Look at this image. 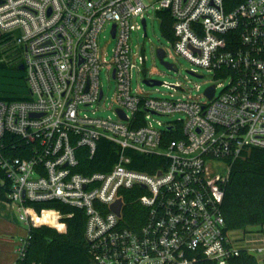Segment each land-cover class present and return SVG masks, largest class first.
<instances>
[{
	"label": "built area",
	"instance_id": "obj_1",
	"mask_svg": "<svg viewBox=\"0 0 264 264\" xmlns=\"http://www.w3.org/2000/svg\"><path fill=\"white\" fill-rule=\"evenodd\" d=\"M160 11L172 19L171 48H157V59L162 50L168 70L178 71L175 58H183L228 78L226 84L201 93L188 76L204 75L192 68L185 83L154 85L168 95L132 89L133 73L146 72L144 55L129 45L130 32L142 29L137 18L148 14L143 0H0V39L21 49L27 87L0 98L8 202L27 230L38 221L28 204L57 201L82 210L93 264H230L245 248L226 230L224 186L236 159L264 150V0H159L153 13L161 23ZM107 25L114 40L109 61L97 41ZM102 70L114 82L113 117L96 115L105 99ZM175 114L181 117L158 119ZM101 139L115 149L111 167L77 171ZM138 156L154 157L152 172L130 167ZM215 163L221 165L210 171ZM118 200L117 214L111 206Z\"/></svg>",
	"mask_w": 264,
	"mask_h": 264
},
{
	"label": "trees",
	"instance_id": "obj_2",
	"mask_svg": "<svg viewBox=\"0 0 264 264\" xmlns=\"http://www.w3.org/2000/svg\"><path fill=\"white\" fill-rule=\"evenodd\" d=\"M162 19L161 28L164 35L171 39L172 19L167 11L158 12ZM3 42L2 40H0ZM8 137V136H7ZM79 152H84L83 149ZM18 155V152H12ZM113 145L101 139L92 159L82 157L77 171L87 174L92 171H106L115 160ZM154 157L138 156L130 167L152 172L156 166L149 163ZM9 184L0 169V200L8 201ZM128 201V199H127ZM139 210V205H130ZM36 226L28 230L27 245L18 264H93L84 238L85 215L82 210L57 201L31 203ZM45 211H54L58 217L46 219ZM222 212L226 230L246 231L248 226H264V150L252 149L244 158L236 159L229 170L228 180L224 186ZM195 264H212L198 259ZM230 264H259L255 256L247 250L230 260Z\"/></svg>",
	"mask_w": 264,
	"mask_h": 264
},
{
	"label": "rangeland",
	"instance_id": "obj_3",
	"mask_svg": "<svg viewBox=\"0 0 264 264\" xmlns=\"http://www.w3.org/2000/svg\"><path fill=\"white\" fill-rule=\"evenodd\" d=\"M159 0H143V3L148 7V14H145L146 20V36H144L143 29L137 31H131L129 35V45L132 54L139 53V55H144L145 57V74L143 72H134L131 78L132 89L138 88L145 93L152 96H161V93L168 95L169 90L163 86H147L143 79L151 78L160 82H165L167 84H174L176 82L185 83V76L188 75L189 70L192 68L197 69V73L204 75L203 79H197L192 76H188L193 83H198L201 85V93L203 89L210 85L221 82L226 84L228 78H215L212 73H207L204 69H199L194 67L190 62L183 58H175V64L178 71L168 70L163 64L159 62L156 57V49L159 47L164 48L167 52L171 48L168 38L164 35L161 23L156 18V14L153 10L157 8ZM139 24H141L140 18H137ZM110 25H107L98 36V48L103 54L106 61H109L111 55V49L114 47V40L110 38ZM1 40V39H0ZM21 49L13 44H6L5 41H0V98L4 97H18L27 92V87L24 81V74L22 71L18 70L19 60L21 59ZM169 55L166 56V60ZM100 82L104 90V102L98 110H96V115L98 117H113L110 104L112 103L113 93H114V82L109 80L106 75V71L102 70L100 73ZM188 87L193 88L192 84H188ZM200 93L195 90L192 91V95H199ZM89 112V111H87ZM181 117L179 114L168 117H159L161 121H167L168 119H176ZM221 164H209V170L215 171V166H220ZM225 174V172H224ZM228 177V176H227ZM0 217L3 219L2 224L10 226H18L21 231L10 238L13 242L15 248L20 242V235H24L26 227L18 220V212L15 208L13 202H8L0 200ZM46 217L54 218L53 211H46L44 213ZM23 231V234H20ZM229 236L235 243L248 250L247 252H254V256L259 264H264V251L263 253H256V248H264V226L262 228L258 226H248L246 231L242 230H228ZM25 236V235H24ZM23 236V237H24ZM252 254V253H251Z\"/></svg>",
	"mask_w": 264,
	"mask_h": 264
},
{
	"label": "crops",
	"instance_id": "obj_4",
	"mask_svg": "<svg viewBox=\"0 0 264 264\" xmlns=\"http://www.w3.org/2000/svg\"><path fill=\"white\" fill-rule=\"evenodd\" d=\"M2 221L3 219H1L0 217V264H18L17 263V259H18L17 249L19 247V244L15 248V246L12 245L13 242L12 240H10V238L13 239L14 236H16L19 233V231H21V229L18 226L9 225L7 227V225L2 224ZM27 233H28V230L26 229L24 235L26 236ZM20 234H23V231ZM23 236L20 235V240L25 237ZM250 253L254 254V252H250Z\"/></svg>",
	"mask_w": 264,
	"mask_h": 264
},
{
	"label": "water",
	"instance_id": "obj_5",
	"mask_svg": "<svg viewBox=\"0 0 264 264\" xmlns=\"http://www.w3.org/2000/svg\"><path fill=\"white\" fill-rule=\"evenodd\" d=\"M141 23H142V29L144 31V34H146V22H145V20H142ZM113 33H114V27L112 28V35H113ZM157 55H158V60H159V62L161 64H163L166 68H170L171 67L170 64H167L166 62H164L162 60V58H163V52H162V50H157ZM18 70L22 71L23 70V66L22 65H19L18 66ZM144 83L147 86H149V87L160 84V82H158V81L148 80V79H145L144 80ZM207 92L211 96L213 94V89L210 88V89L207 90ZM120 207H121V202H120V200H118L114 205L111 206V210L118 214L119 213V210H120Z\"/></svg>",
	"mask_w": 264,
	"mask_h": 264
}]
</instances>
